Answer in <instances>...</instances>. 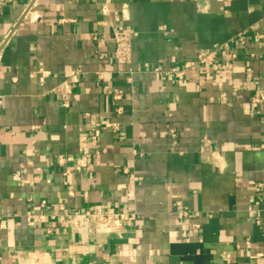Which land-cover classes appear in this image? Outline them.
Masks as SVG:
<instances>
[{"label":"crops","instance_id":"1","mask_svg":"<svg viewBox=\"0 0 264 264\" xmlns=\"http://www.w3.org/2000/svg\"><path fill=\"white\" fill-rule=\"evenodd\" d=\"M262 97L264 0H0V264H264Z\"/></svg>","mask_w":264,"mask_h":264},{"label":"built area","instance_id":"2","mask_svg":"<svg viewBox=\"0 0 264 264\" xmlns=\"http://www.w3.org/2000/svg\"><path fill=\"white\" fill-rule=\"evenodd\" d=\"M134 31L131 26L124 25L114 30V57L123 64H130L132 61V38ZM217 51H202L194 61L185 63V70L196 69L199 66L216 68ZM251 69L247 70V76L251 77ZM45 72H42L40 81L44 80ZM119 98L120 94H115ZM264 100V97H262ZM264 195V193H263ZM184 217H188L185 208L180 209ZM126 214L112 209H92L87 211L73 212L65 215L63 223L79 232L83 239H99L111 235L121 236L125 230Z\"/></svg>","mask_w":264,"mask_h":264}]
</instances>
